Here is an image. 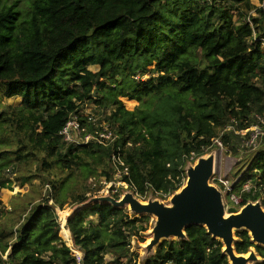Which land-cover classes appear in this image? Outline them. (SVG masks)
<instances>
[{
    "label": "trees",
    "instance_id": "1",
    "mask_svg": "<svg viewBox=\"0 0 264 264\" xmlns=\"http://www.w3.org/2000/svg\"><path fill=\"white\" fill-rule=\"evenodd\" d=\"M19 1L0 0V100L21 98L0 112V142L11 134L17 146L0 149V169L35 162L49 173L53 192L19 224L0 227V264H230L222 241L197 224L186 227L187 238L162 241L141 262L131 241L145 240L140 232L149 229L150 216L101 202L63 223L62 234L69 241L73 232L85 251L78 258L60 236L56 207H65L64 184L73 177L111 180L117 146L129 169L123 179L145 200L180 189L191 156L195 162L217 140L229 146L233 136L243 138L236 131L251 127L255 113L264 115V11L252 27L251 0H30L26 9ZM241 4L247 13L237 23L233 10ZM122 97L139 104L130 110ZM89 101L109 110L106 123L120 136L114 146L64 141L71 116L88 121L81 108ZM36 176L18 179L23 185ZM235 177L230 203L232 194L241 196L239 208L263 196L264 146ZM98 179L74 204L100 189ZM247 182L256 189L242 191ZM10 184L0 174V187ZM235 234L237 252L254 247L261 257L255 264H264V246L246 229Z\"/></svg>",
    "mask_w": 264,
    "mask_h": 264
},
{
    "label": "water",
    "instance_id": "2",
    "mask_svg": "<svg viewBox=\"0 0 264 264\" xmlns=\"http://www.w3.org/2000/svg\"><path fill=\"white\" fill-rule=\"evenodd\" d=\"M214 168V154L199 157L194 165L186 168L187 182L172 195L170 204L158 199L145 202L131 191H126L119 199L109 194L93 195L73 209L68 221L79 209L90 203H109L123 209L127 206L137 215H155L157 218L152 228L151 241L145 247L147 254H153L164 240L187 238L186 227L197 224L204 226L209 234L222 241V250L230 264H255L261 257L253 247L247 253H238L235 233L236 230L246 229L255 243L264 246L262 201L250 200L240 209L231 206L226 210L222 191L211 183ZM77 247L82 248L79 245Z\"/></svg>",
    "mask_w": 264,
    "mask_h": 264
},
{
    "label": "rangeland",
    "instance_id": "3",
    "mask_svg": "<svg viewBox=\"0 0 264 264\" xmlns=\"http://www.w3.org/2000/svg\"><path fill=\"white\" fill-rule=\"evenodd\" d=\"M9 1L14 2L15 0H9ZM259 1L260 0H251V2L254 5H257ZM29 3L30 0L19 1L20 6L23 7L24 9L28 8ZM224 3L229 5V2H224ZM237 6L238 7H234L235 9L233 10L234 11L233 14H234V20H236L238 23L239 21L237 20V18L239 17V15L241 13L246 14L247 10L245 9L243 4ZM90 68L96 71L98 70L99 67L91 66ZM147 77H148L147 75L144 76V78ZM124 98H127L128 100ZM121 100L124 102L125 106L130 110L135 109V107L139 104L137 100H134V103H130L128 97H122ZM20 103H21L20 97L1 99L0 112H2L9 104L19 105ZM81 111L83 115L89 114L93 116V118L96 120L97 123H100L106 121L105 116L108 114L109 110H107L104 107H100L98 104H96L93 101H89L84 104V106L81 108ZM91 128H93V126ZM2 133L3 131L2 128L0 127V140L2 137ZM8 137H10V141H8L4 145L2 142H0V149H7V148L14 149L17 147L16 143L12 140V135L10 134ZM242 140H243L242 137L240 138L238 136L237 137L233 136L231 145L225 146L217 142L218 146H215L213 150L210 152L215 155V168H214V175L211 179V183L216 185L222 191L223 200L226 205V210H228L231 206L240 209L239 207L235 206L233 203H230L228 201V199L226 198V194L228 191L232 190L234 183L238 179V177H235V174L242 168L244 167L246 168L248 166V164L250 163V157L257 148L264 146V138H259L258 146L256 148L243 147ZM232 146L235 147V150H233ZM210 153H206L204 155H208ZM192 158L193 156H191L188 159L187 167H189L190 165H194L198 161L197 159L195 162H193ZM23 173L26 174L33 173V174H37V176L33 178L31 181H28L22 185L21 183L22 181L21 179H18V177ZM55 173H60V172L59 170H56ZM0 174L2 178L11 180L10 187H0V227H2L3 225H8L9 227H13L14 224H19L25 216L24 213L27 212V210H29L32 205L43 202V200L51 196L53 192L51 184L48 183V178H50L49 173L45 171L44 172L41 171L39 169V164L36 165L35 162L29 161L23 164H12L9 168L3 171H1L0 169ZM59 175L65 176L66 173H62V174L60 173ZM51 177H53V175H51ZM93 178L95 179V177ZM215 179L221 182L223 186L221 185L219 186L215 182ZM186 182H187V178L184 181L183 185H185ZM94 184L95 181L91 182V180L89 179L86 182L83 180L82 176L80 177L76 176L69 179L64 184L65 188L63 187L65 191L64 196L67 198L66 199L67 203L63 209H61L58 206L56 207L58 221L61 226L60 236L65 240L66 246L69 250H71V253L77 255L78 258L82 257V254L85 251L77 247L73 232L70 236L69 241L62 234L63 223L65 225V219H67V217L71 215V212L77 206V204H74L76 196L78 194H81V192L83 193L84 191H86L85 187L92 188ZM131 192H133L137 198L145 202H147L149 199H158L166 204L171 203L172 195H165L164 197H161L157 194L149 193L147 198L143 200L144 198L140 197L133 190H131ZM124 209L132 216L133 214H135L130 210L129 207L127 208V206ZM148 216H150L149 229L147 231L140 232V236L145 240L141 241L140 237L133 236L131 241V248L133 251L138 252L140 254L141 262L147 260L149 256L152 254V253L147 254L145 252V247L148 245L145 243L148 241V239L152 238V228L157 218L155 215H148ZM93 218H97V217L94 216ZM70 241H73V243L71 242V244H69ZM253 249L255 250L254 247ZM105 258L106 260H111L113 259V255L107 254Z\"/></svg>",
    "mask_w": 264,
    "mask_h": 264
},
{
    "label": "built area",
    "instance_id": "4",
    "mask_svg": "<svg viewBox=\"0 0 264 264\" xmlns=\"http://www.w3.org/2000/svg\"><path fill=\"white\" fill-rule=\"evenodd\" d=\"M259 9H262L264 11V0H260L256 7L252 9L246 16V20L251 24L252 27L255 26L253 17L258 16ZM253 36L254 39H256L255 28L253 31ZM261 41L264 45V37L261 38ZM84 116H88V121H86L84 124L80 121L81 116L79 114L71 116L70 120L61 131V134L63 135L64 141L66 143L73 145L91 143L103 146L115 145L120 136L115 132V130L111 128L109 124L106 123V121L97 123L93 116L89 114H85ZM254 117L256 121L251 127L245 130L236 131L238 134H241L243 136V147L256 148L258 146L259 138H264V115L255 113ZM92 126L93 128H91ZM217 141L218 143H221L219 140ZM111 164L114 169V177L111 180L101 178L99 180L101 185L100 189L93 194L89 193L90 196L109 194L116 199H119L127 190H133V187L130 185V183L123 179L124 175L129 174V169L125 160V153L120 146H117L113 150L111 154ZM90 180L91 182L97 181L96 177L95 179L92 177L90 178ZM253 187V184L247 182L244 184L242 191L249 192ZM260 199L262 201V204H264V196ZM231 200L232 202H234V205L237 206L241 202V196L232 194Z\"/></svg>",
    "mask_w": 264,
    "mask_h": 264
},
{
    "label": "bare ground",
    "instance_id": "5",
    "mask_svg": "<svg viewBox=\"0 0 264 264\" xmlns=\"http://www.w3.org/2000/svg\"><path fill=\"white\" fill-rule=\"evenodd\" d=\"M70 216V215H69ZM68 224V217H67V219H66V225ZM150 241H151V239H148V241L145 243V244H149L150 243Z\"/></svg>",
    "mask_w": 264,
    "mask_h": 264
}]
</instances>
